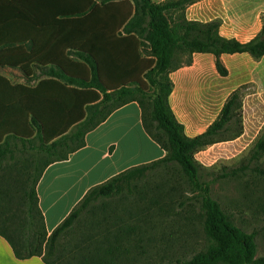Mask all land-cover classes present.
I'll return each instance as SVG.
<instances>
[{"label":"trees","instance_id":"obj_1","mask_svg":"<svg viewBox=\"0 0 264 264\" xmlns=\"http://www.w3.org/2000/svg\"><path fill=\"white\" fill-rule=\"evenodd\" d=\"M198 1L0 0V67L19 70L28 78L37 69L49 68L52 73L36 86L14 84L0 74V145L9 138L23 141L38 138L47 154L36 158L31 167L25 165L26 157L14 158L9 184L0 176V235L9 241L18 258L41 256L46 264H52L44 253L59 250L63 233L74 228L92 203L132 193L134 185L146 178L150 170L176 165L183 182H177L181 195L175 199H184V194H192L187 199H201L200 217L209 243L203 252L182 264L259 263L255 235L238 227L211 198L209 184L200 180L202 166L195 159L200 151L243 134L240 93H234L219 119L206 133L195 138L186 136L184 126L170 107L169 97L173 91L170 74L184 62H190L188 58L174 66L179 55L212 53L218 58L217 66L222 74H227L219 60L222 54L248 53L256 60L261 59L264 19L260 35L251 42L226 39L220 35L217 21L203 24L178 19L180 6L184 4L186 10ZM118 97L127 99L82 131L88 122L92 123L89 114H99L101 107ZM133 101L141 105L144 119L145 104L150 106L151 120L159 134L150 133L167 150V157L132 168L92 189L49 234L37 192L46 168L53 162L67 160L71 153L83 148L88 132L117 108ZM74 128H78L82 138L80 144L40 167V159H49L50 150H57L70 140ZM256 146L258 151L256 147L240 171L251 168L264 156V130ZM253 171L264 177L263 170ZM149 202L143 211L162 208L160 199ZM95 220L91 227L104 228L102 238L96 240V247L84 249L87 252L75 246L71 254L80 255L82 251V262H73L76 256L72 255L69 264H118L129 254L132 243L145 237L143 231L114 220L112 215ZM88 242L95 243L93 236L83 240L84 244Z\"/></svg>","mask_w":264,"mask_h":264},{"label":"rangeland","instance_id":"obj_2","mask_svg":"<svg viewBox=\"0 0 264 264\" xmlns=\"http://www.w3.org/2000/svg\"><path fill=\"white\" fill-rule=\"evenodd\" d=\"M153 1L165 3L168 0ZM178 9L181 10L177 12L180 21L190 18V15H186L187 8L184 10V4ZM176 59L174 66L185 60L181 55ZM1 71L0 74L9 78L14 84L30 86H36L42 79L52 75L49 68L37 69L32 78H28L16 69H2ZM208 75L211 77L212 72L210 71ZM212 80L214 89L221 88V84L217 85L222 83L221 81L217 82L216 78ZM228 91L225 89L219 98L214 97L217 105L214 106L208 119L213 118L218 112ZM242 94L244 134L236 140L223 141L200 151L195 155V159L202 166L199 172L200 180L209 184L211 198L227 215L231 216L238 227L250 235H255L256 259L259 262L257 264H264V177L260 176L259 172L253 171V169L264 171V156L251 168L240 171L244 168L243 164L247 158L255 150L258 151L256 145L264 130V88L255 83H249L242 88ZM126 99L127 97H118L115 101H108L98 111L99 114H89L92 123L88 122L82 131L102 120L112 108ZM145 106L146 126L152 134H159L156 123L151 120V108L148 104ZM77 132L78 128H74L70 133V140H67L61 148L50 150L49 159L44 158L43 161L40 159V167L76 148L82 140ZM74 134L77 136L72 138ZM8 140L0 145V176H3L4 182L9 184L12 182L14 158L26 157L25 165L31 167L37 160L36 158H43L47 154L46 148L38 138L33 141L15 140L14 138ZM17 165L20 164L17 162ZM181 177V170L178 166L169 168L167 165H161L150 170L146 178L137 182L132 188V193L125 192L119 197L102 198L92 203L90 210L82 214L74 228L63 233L59 250L45 252L44 256L52 264H69L71 259L69 256L75 255L76 260L73 262L81 263L83 252H87L84 249L96 247L98 243L96 240L102 238L104 228H98L95 225L91 227L94 224V218H96L95 222H98L106 215H112L114 220L119 219L121 223L145 233V237L140 241L132 243L129 254L125 255L118 264H182L191 260L203 252L209 243L200 217L199 201L201 199H187L191 198L192 194H184V199H175L181 195L176 187L177 182H183ZM151 199H160L162 208L151 207L148 211H143L150 205ZM89 235L93 236L95 243L84 244L83 240H88ZM75 246H81L83 251H80L81 256L76 253L71 254Z\"/></svg>","mask_w":264,"mask_h":264},{"label":"crops","instance_id":"obj_3","mask_svg":"<svg viewBox=\"0 0 264 264\" xmlns=\"http://www.w3.org/2000/svg\"><path fill=\"white\" fill-rule=\"evenodd\" d=\"M186 15H190L189 22L217 21L222 37L249 43L263 29L264 0H200L187 7ZM182 58L185 61L189 58L190 62H184L170 74L173 91L169 104L189 138L206 133L219 119L232 95L236 92L243 95L245 85L255 83L264 88V56L256 60L248 53L222 54L219 60L227 74L220 72L218 58L212 53L195 52ZM2 69L14 70L0 67V71ZM212 78L222 82L217 84H221V88L212 87ZM225 89L229 91L218 112L208 119L217 105L214 97L219 98ZM167 155V150L146 128L139 102L117 108L86 134L83 148L71 153L67 160L53 162L46 168L37 192L48 233L52 234L92 189L132 168L163 160ZM0 264L46 262L41 256L18 258L9 241L0 235Z\"/></svg>","mask_w":264,"mask_h":264}]
</instances>
